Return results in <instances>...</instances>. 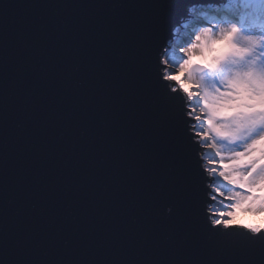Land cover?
Masks as SVG:
<instances>
[{
	"label": "snow or ice",
	"instance_id": "snow-or-ice-1",
	"mask_svg": "<svg viewBox=\"0 0 264 264\" xmlns=\"http://www.w3.org/2000/svg\"><path fill=\"white\" fill-rule=\"evenodd\" d=\"M261 82L264 0H0V264H264Z\"/></svg>",
	"mask_w": 264,
	"mask_h": 264
},
{
	"label": "clouds",
	"instance_id": "clouds-1",
	"mask_svg": "<svg viewBox=\"0 0 264 264\" xmlns=\"http://www.w3.org/2000/svg\"><path fill=\"white\" fill-rule=\"evenodd\" d=\"M198 47L201 51V56L207 59V55L204 52L207 44L202 41ZM191 51H195V49ZM192 61L199 62V58L193 56L190 63ZM188 66L189 65H185L181 71L183 72L184 70H186ZM189 87H191V85H189ZM246 108L252 113L259 114L260 118L264 120V82L253 85L252 88L248 91L246 98ZM213 115H217V112L214 111ZM216 131L221 135L224 134L223 129H216ZM253 150L260 154V156L262 157L260 162L264 164V137L257 141V143L253 146ZM261 188L262 190H264V181H262L261 183Z\"/></svg>",
	"mask_w": 264,
	"mask_h": 264
},
{
	"label": "water",
	"instance_id": "water-1",
	"mask_svg": "<svg viewBox=\"0 0 264 264\" xmlns=\"http://www.w3.org/2000/svg\"><path fill=\"white\" fill-rule=\"evenodd\" d=\"M40 5H54V4H110V3H137L141 0H28ZM36 12L40 15L51 17L54 15L55 9L52 8H40ZM102 258H110L105 255Z\"/></svg>",
	"mask_w": 264,
	"mask_h": 264
},
{
	"label": "rangeland",
	"instance_id": "rangeland-1",
	"mask_svg": "<svg viewBox=\"0 0 264 264\" xmlns=\"http://www.w3.org/2000/svg\"><path fill=\"white\" fill-rule=\"evenodd\" d=\"M206 158H211L210 153H205ZM264 219V216H257L252 214H241L237 217V222H246L252 223L254 226H260L261 220Z\"/></svg>",
	"mask_w": 264,
	"mask_h": 264
}]
</instances>
